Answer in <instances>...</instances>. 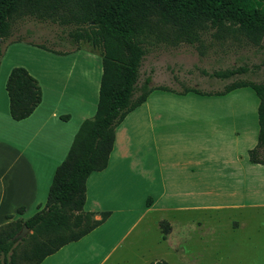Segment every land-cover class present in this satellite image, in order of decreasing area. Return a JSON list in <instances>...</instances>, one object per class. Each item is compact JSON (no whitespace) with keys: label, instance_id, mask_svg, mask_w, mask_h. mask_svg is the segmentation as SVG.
I'll return each mask as SVG.
<instances>
[{"label":"crops","instance_id":"1","mask_svg":"<svg viewBox=\"0 0 264 264\" xmlns=\"http://www.w3.org/2000/svg\"><path fill=\"white\" fill-rule=\"evenodd\" d=\"M53 54L57 65H14L0 78V227L26 221L27 214L45 207L56 169L82 123L96 113L100 53L80 48ZM17 67L25 68L42 92L39 106L21 121L11 118L5 88ZM167 87L171 90H154L126 116L115 130L107 168L87 180L84 211L96 220L109 212L108 219L41 264H125L124 255L139 248L152 225L161 235L169 214L264 207V165L249 160L259 135L254 90L218 95ZM167 224L169 232L160 238L171 245L180 226ZM216 231L209 230L214 238ZM204 232L199 221L185 223V247L195 237L205 242Z\"/></svg>","mask_w":264,"mask_h":264},{"label":"trees","instance_id":"2","mask_svg":"<svg viewBox=\"0 0 264 264\" xmlns=\"http://www.w3.org/2000/svg\"><path fill=\"white\" fill-rule=\"evenodd\" d=\"M22 16L77 26L75 40L89 43L100 53L102 77L96 113L82 123L66 159L56 169L45 207L26 221L18 219L0 227V264H19L16 244L25 227L32 232L31 245L21 259L41 264L110 216L104 212L96 220L94 213L84 211L87 180L107 168L115 130L126 116L154 90H171L152 87L151 77L140 80L147 54L144 45L150 37L175 46L182 41L198 43L210 33L217 41L244 39L264 48V0H0V64L2 44L11 36L13 19ZM242 71L226 70L215 77L230 79ZM247 87L259 98L258 143L249 152V160L264 165V84L235 82L218 95ZM5 88L15 121L30 117L41 103V88L25 68L12 69ZM23 212L24 208L18 210ZM161 229L165 239L168 224H161Z\"/></svg>","mask_w":264,"mask_h":264},{"label":"rangeland","instance_id":"3","mask_svg":"<svg viewBox=\"0 0 264 264\" xmlns=\"http://www.w3.org/2000/svg\"><path fill=\"white\" fill-rule=\"evenodd\" d=\"M77 29L75 25H63L49 19L14 18L11 36L2 44L0 78L14 65H57L59 59L53 51L66 53L83 48L98 52L89 43L75 40ZM144 46L147 54L140 69V80L143 82L151 77V86L160 84L198 90L197 94H203L223 92L231 84L241 81L264 84V48L253 46L244 39L217 41L206 33L194 44L182 41L174 46L150 37ZM237 69L243 71L230 79L215 77L217 72ZM33 214L29 213L25 218ZM164 219L166 224L173 220L180 226L173 243L162 242L161 225V235L159 229L152 225L146 237L142 235L139 239V248L124 255L125 264H264V207L190 212L186 216L169 214ZM193 221L201 222L206 240L199 241L195 237L186 249L181 230L185 223ZM234 222L239 225L234 226ZM215 228L217 239L209 232ZM31 233L25 232L16 244L19 264H27L21 255L30 248ZM24 238L26 240L22 241Z\"/></svg>","mask_w":264,"mask_h":264},{"label":"water","instance_id":"4","mask_svg":"<svg viewBox=\"0 0 264 264\" xmlns=\"http://www.w3.org/2000/svg\"><path fill=\"white\" fill-rule=\"evenodd\" d=\"M27 231H28V229L25 227V228L23 229L22 233H21V236H23L24 233L27 232Z\"/></svg>","mask_w":264,"mask_h":264}]
</instances>
